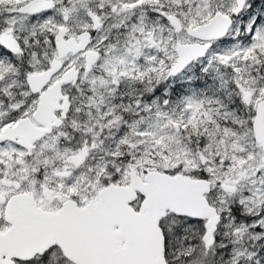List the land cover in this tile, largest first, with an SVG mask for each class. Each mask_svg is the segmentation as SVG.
<instances>
[{"label":"snow or ice","instance_id":"snow-or-ice-1","mask_svg":"<svg viewBox=\"0 0 264 264\" xmlns=\"http://www.w3.org/2000/svg\"><path fill=\"white\" fill-rule=\"evenodd\" d=\"M0 264H264V0H0Z\"/></svg>","mask_w":264,"mask_h":264}]
</instances>
